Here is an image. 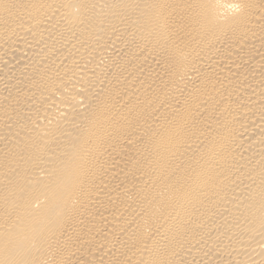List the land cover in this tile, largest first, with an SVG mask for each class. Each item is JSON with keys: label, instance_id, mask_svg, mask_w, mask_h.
I'll return each mask as SVG.
<instances>
[{"label": "bare ground", "instance_id": "1", "mask_svg": "<svg viewBox=\"0 0 264 264\" xmlns=\"http://www.w3.org/2000/svg\"><path fill=\"white\" fill-rule=\"evenodd\" d=\"M0 264H264V0H0Z\"/></svg>", "mask_w": 264, "mask_h": 264}]
</instances>
